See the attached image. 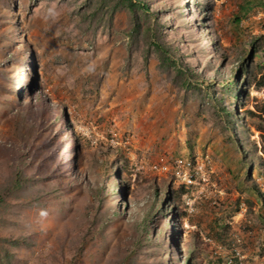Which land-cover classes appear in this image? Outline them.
<instances>
[{
  "label": "rangeland",
  "instance_id": "obj_1",
  "mask_svg": "<svg viewBox=\"0 0 264 264\" xmlns=\"http://www.w3.org/2000/svg\"><path fill=\"white\" fill-rule=\"evenodd\" d=\"M262 77L264 0H0V264H264Z\"/></svg>",
  "mask_w": 264,
  "mask_h": 264
},
{
  "label": "trees",
  "instance_id": "obj_2",
  "mask_svg": "<svg viewBox=\"0 0 264 264\" xmlns=\"http://www.w3.org/2000/svg\"><path fill=\"white\" fill-rule=\"evenodd\" d=\"M262 79H264V78L262 77ZM263 83H264V82H263ZM263 83H261V84L259 83V84H257L256 86H261ZM58 152H59V151H58ZM58 154H60V152H59ZM21 179H23V178H21L20 176H18V177L15 178L14 180H13V178H12V181H11V182H12L13 185H14L15 183L17 184V182L20 181ZM11 243H12V245H16L14 241H12ZM4 252H5L6 254H10V253H8V251H6V250H4Z\"/></svg>",
  "mask_w": 264,
  "mask_h": 264
},
{
  "label": "clouds",
  "instance_id": "obj_3",
  "mask_svg": "<svg viewBox=\"0 0 264 264\" xmlns=\"http://www.w3.org/2000/svg\"><path fill=\"white\" fill-rule=\"evenodd\" d=\"M35 75V78H37V74H36V72H35V70L33 69V76ZM32 81L34 82V77H32ZM32 83H31V81L29 80V83H28V85H31ZM49 104H50V102H48ZM65 143H63V144H61V145H64ZM59 151V150H58ZM66 152V151H65ZM64 152V153H65ZM59 153V152H58Z\"/></svg>",
  "mask_w": 264,
  "mask_h": 264
},
{
  "label": "bare ground",
  "instance_id": "obj_4",
  "mask_svg": "<svg viewBox=\"0 0 264 264\" xmlns=\"http://www.w3.org/2000/svg\"><path fill=\"white\" fill-rule=\"evenodd\" d=\"M66 151V144H64V145H60V147H59V152H60V154L61 153H64Z\"/></svg>",
  "mask_w": 264,
  "mask_h": 264
}]
</instances>
